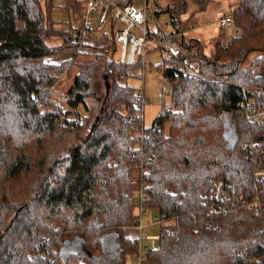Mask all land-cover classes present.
Returning <instances> with one entry per match:
<instances>
[{"label": "trees", "instance_id": "16d2710c", "mask_svg": "<svg viewBox=\"0 0 264 264\" xmlns=\"http://www.w3.org/2000/svg\"><path fill=\"white\" fill-rule=\"evenodd\" d=\"M194 1L200 9L209 3ZM174 3L162 10L179 30L188 1ZM232 16L240 33L217 40L209 54L200 41L181 40L201 76L183 71L184 56L163 62L175 112H160L159 129L147 127L142 137L132 128L140 122L139 90L120 78L138 64L113 59L112 37L80 43L54 28L41 0H0V264H101L110 234L118 240L111 264H128L136 252L137 170L145 171L153 210L168 216L143 264H264V180L252 159L253 145L264 149V121L246 119L251 98L243 95L264 86V0H240ZM54 33L61 45L47 43ZM64 48L72 55L52 63ZM75 67L62 103L56 88ZM81 105L96 113L83 138L87 119L69 118ZM68 134L75 137L61 152ZM217 178L236 197L226 210L202 203ZM78 238L83 253L67 250Z\"/></svg>", "mask_w": 264, "mask_h": 264}, {"label": "built area", "instance_id": "2783aa9c", "mask_svg": "<svg viewBox=\"0 0 264 264\" xmlns=\"http://www.w3.org/2000/svg\"><path fill=\"white\" fill-rule=\"evenodd\" d=\"M143 5H137L135 0H130L128 3H123L121 0H86V9L84 11L83 24L79 28H71L69 31L70 37L79 41L85 42L90 36L103 37L106 32L97 34V31L106 23L110 22L112 37L115 42V47L112 49V57L115 52H119V58L116 59L120 64L126 67H133L137 64H145V55L148 50V40L150 39L154 45L165 51L170 57L176 59L185 57L186 62L183 64V71L188 75L201 76L199 71L193 65V58L189 56V50L185 44L169 34L162 31L151 30L149 24L156 20L157 11L149 7L148 0H143ZM119 21L123 27L116 29L115 23ZM233 16L228 14L221 21V27L233 24ZM240 33V28L235 30V35ZM233 39V38H232ZM232 39L229 41L231 42ZM110 51V48L106 50ZM115 60V59H114ZM145 71L138 72L136 77L143 78ZM125 78L123 75L120 77ZM171 93V90H170ZM243 95H249L251 101L248 102L249 111L246 114V119L250 122L264 121V86L255 87L253 89H244ZM138 107L140 109V122L132 124V128L140 133L143 137L145 130L141 112L144 107V94L141 90L138 91ZM68 96L63 95L60 102L66 103ZM260 101V104L258 103ZM174 107L171 105L164 106L162 113H173ZM131 118L130 113L123 116L124 120ZM159 118L155 119L152 126L159 129ZM258 147V152L252 156L254 163V175L259 180H264V149L258 144L253 145ZM145 171L137 170L132 177L134 185L132 192V200L136 206V223L138 250L135 253L132 264H143L146 256V251L155 249V242L159 238L157 235H143V228L148 224L163 225L168 222L166 213L156 211L152 218L145 223V216L153 209L150 205V194L147 189V182L144 179ZM231 184L223 178L213 179L208 192L202 195V203L211 210H226L228 206L236 201L231 191ZM170 191V189H168ZM152 238V245L143 242V238Z\"/></svg>", "mask_w": 264, "mask_h": 264}, {"label": "rangeland", "instance_id": "374dc122", "mask_svg": "<svg viewBox=\"0 0 264 264\" xmlns=\"http://www.w3.org/2000/svg\"><path fill=\"white\" fill-rule=\"evenodd\" d=\"M43 9L49 18L53 22V26L55 29L60 32L67 33L71 28H79L83 24V16L84 11L86 9V0H41ZM137 5H143V0H136ZM176 2V0H148L149 7L152 10L157 11L156 20L149 24L151 30L155 31H164L166 33L174 32V38L178 40L184 39L186 42L191 40L200 41L203 45V50L205 53L209 54L213 51L214 44L217 40H221L223 43H228L233 36H235V30L240 28V25L234 20L233 24L226 25L225 27H221L220 21L223 17L222 14L215 13L214 10H208L207 14L203 16V18L195 19L192 17V12L195 10V1L188 0L187 10L182 13L181 24L179 28L181 32H176V27L170 23V13L162 10V7L167 5L168 3ZM116 29L122 28L123 25L117 21L115 23ZM106 32L108 35L112 34V29L110 22H106L97 34ZM99 37H97L98 39ZM101 38V37H100ZM64 42V38L60 33L52 34L48 39L47 43L49 45H61ZM98 44V42L96 41ZM86 48V47H85ZM80 51H85L86 53H91L93 51L91 48L79 49ZM88 51V52H87ZM119 52L117 51L113 55V59L119 58ZM73 51L70 48H64L61 53L58 55H54L51 57L52 63H60L63 59H67L72 55ZM169 55L163 51L162 49L156 47L154 43L149 39L148 40V50L145 55V64L144 67L142 64H138V66L133 67L131 69V74L126 76L122 82L129 84L135 87L137 90H141L144 94L145 102L144 107L141 112L143 118L144 128L152 126L157 116L162 112L163 107L166 105L172 104L171 97V85L164 82V68L165 64H169L166 59ZM84 60L91 59V56H84ZM194 64V60L192 61ZM145 71V75L143 78L136 77L138 72ZM78 72V68L75 67L70 76H63L61 82H59V86L56 88L60 90L61 93L59 95H55L57 100L60 101V98L66 93V89L68 87V83H70L76 73ZM95 88H98L100 91L104 88L103 81L101 79V75L99 72L98 82L95 85ZM93 105V102L91 106ZM65 109H69L65 106ZM72 114L67 115L69 118L77 117L78 121H83L87 119V127L83 131H81L80 138L85 137L87 129L90 123L93 121L95 114L89 116L84 106H79V108L71 109ZM87 117V118H86ZM228 119V118H227ZM229 120V119H228ZM227 131L231 133L232 126L229 122L227 126ZM74 135L68 134L65 139L62 141L63 144L60 146L61 152L65 150L66 147L72 144ZM63 145H65L64 148ZM136 188V187H134ZM135 212L137 211L135 206ZM156 214V211L151 209L149 214L145 216V223L152 218V215ZM161 225L157 224H148L143 228V235L147 234L149 236L157 235L160 237ZM130 236L138 238L137 230L134 228L130 231ZM103 239V238H102ZM104 243L105 252H101L102 255L98 258V261L101 264H111L110 260L115 259L118 256V240L116 239V235L110 234L104 237L102 240ZM144 243H148L149 246L152 245V238H143ZM156 247L159 245V238L155 242ZM67 250H72L74 252L83 253L82 248V240L80 238L76 239L73 243L70 244ZM138 250V242L136 240V252ZM135 252V253H136ZM133 254L132 258L134 257ZM100 255V253H97ZM31 256V254H29ZM129 258L128 264H132L133 259Z\"/></svg>", "mask_w": 264, "mask_h": 264}, {"label": "crops", "instance_id": "0c3cea01", "mask_svg": "<svg viewBox=\"0 0 264 264\" xmlns=\"http://www.w3.org/2000/svg\"><path fill=\"white\" fill-rule=\"evenodd\" d=\"M239 1L240 0H209V3L205 9H200L199 5L195 2V4H194L195 10L192 12L191 16L194 17L195 19L203 18V16H205L207 14V11L210 9L216 11L215 13L222 14L223 17L228 15V14L232 15L233 8L235 7L236 3ZM187 7H188V5H187ZM181 21H182V18H181ZM180 24H181V22H180ZM160 31H162V30H160ZM162 32L165 34L174 33V32L166 33L164 31H162ZM176 32L180 33L181 29L179 28V30H176ZM172 37H174V36H172ZM182 40H184V39H182ZM179 41H181V40H179Z\"/></svg>", "mask_w": 264, "mask_h": 264}, {"label": "water", "instance_id": "95a60500", "mask_svg": "<svg viewBox=\"0 0 264 264\" xmlns=\"http://www.w3.org/2000/svg\"><path fill=\"white\" fill-rule=\"evenodd\" d=\"M69 241H66V243H68Z\"/></svg>", "mask_w": 264, "mask_h": 264}]
</instances>
